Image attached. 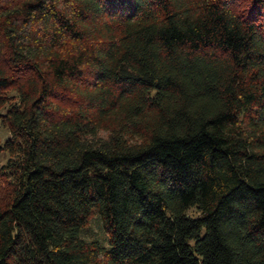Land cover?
I'll return each instance as SVG.
<instances>
[{
  "label": "trees",
  "instance_id": "16d2710c",
  "mask_svg": "<svg viewBox=\"0 0 264 264\" xmlns=\"http://www.w3.org/2000/svg\"><path fill=\"white\" fill-rule=\"evenodd\" d=\"M0 123V264H264V0H0Z\"/></svg>",
  "mask_w": 264,
  "mask_h": 264
},
{
  "label": "rangeland",
  "instance_id": "374dc122",
  "mask_svg": "<svg viewBox=\"0 0 264 264\" xmlns=\"http://www.w3.org/2000/svg\"><path fill=\"white\" fill-rule=\"evenodd\" d=\"M6 137H7V132L0 123V141H3V139ZM6 159H7V155L4 154L0 155V165L3 164ZM189 213L195 214V211L190 210ZM84 237L87 240L98 238L103 240L104 242L107 241V234L105 232V229L103 228L102 222L99 220L98 217H94L90 227L84 232Z\"/></svg>",
  "mask_w": 264,
  "mask_h": 264
}]
</instances>
